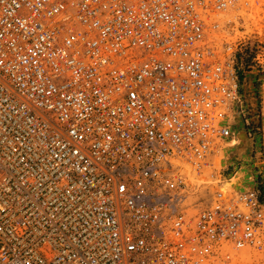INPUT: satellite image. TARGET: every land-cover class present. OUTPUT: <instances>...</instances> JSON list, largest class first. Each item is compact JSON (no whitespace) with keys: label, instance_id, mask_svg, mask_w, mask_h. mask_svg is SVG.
<instances>
[{"label":"built area","instance_id":"1","mask_svg":"<svg viewBox=\"0 0 264 264\" xmlns=\"http://www.w3.org/2000/svg\"><path fill=\"white\" fill-rule=\"evenodd\" d=\"M240 1L0 0V264L264 248L257 187L192 196L245 115L218 17Z\"/></svg>","mask_w":264,"mask_h":264},{"label":"rangeland","instance_id":"2","mask_svg":"<svg viewBox=\"0 0 264 264\" xmlns=\"http://www.w3.org/2000/svg\"><path fill=\"white\" fill-rule=\"evenodd\" d=\"M218 17L220 36L235 45L240 91L245 103V115L234 117L235 139H239L236 136L239 130H244L247 138L244 137L243 146L236 141L225 146L212 158L211 166L205 167L197 178H191L196 187L192 196L208 198L224 182L231 188L257 187L264 203V0H241L235 8L221 12ZM232 254L216 264H264V248L247 247Z\"/></svg>","mask_w":264,"mask_h":264},{"label":"bare ground","instance_id":"3","mask_svg":"<svg viewBox=\"0 0 264 264\" xmlns=\"http://www.w3.org/2000/svg\"><path fill=\"white\" fill-rule=\"evenodd\" d=\"M248 100H249V98H248ZM251 103V102H250ZM236 136H237V134H236ZM239 139L236 141V139H235V141L237 142V144H239L240 146H243V144L245 143V138H244V136L241 134L239 137H238ZM235 141H234V143H235Z\"/></svg>","mask_w":264,"mask_h":264},{"label":"water","instance_id":"4","mask_svg":"<svg viewBox=\"0 0 264 264\" xmlns=\"http://www.w3.org/2000/svg\"><path fill=\"white\" fill-rule=\"evenodd\" d=\"M242 134L245 138H247L246 137V132L244 131V130H239L238 132H237V134ZM239 134L237 135V137H239Z\"/></svg>","mask_w":264,"mask_h":264}]
</instances>
